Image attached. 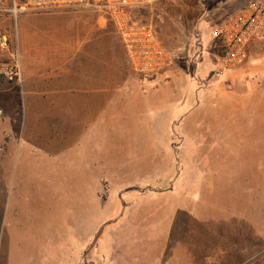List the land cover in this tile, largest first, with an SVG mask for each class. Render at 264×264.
<instances>
[{
	"label": "rangeland",
	"instance_id": "obj_1",
	"mask_svg": "<svg viewBox=\"0 0 264 264\" xmlns=\"http://www.w3.org/2000/svg\"><path fill=\"white\" fill-rule=\"evenodd\" d=\"M248 1L151 0L133 11L134 19L153 25L163 47L172 55L173 69H178L183 81H187L185 91L194 99L190 103L194 102L197 113L190 126L204 123L208 136L198 145L184 139V145L172 147V154L164 156L169 160L162 158L165 162L161 176L155 177L144 172L146 163L129 161L149 152L156 154L157 140L167 138L166 133L162 134L165 129L159 128L166 116L161 117L158 107H148L141 92L140 98L133 100L127 95L110 99L107 120L104 119L107 126L97 131L98 137L103 134L98 143L101 140L103 143L93 160L94 169L101 162L109 174L138 167L145 175L94 177L92 210H84L76 199L77 207L66 212L62 224L58 223V213L51 211L48 197L59 187L55 176L69 168L57 162V148L35 145L34 129L42 115L28 114L17 85L19 79L8 83L14 105L7 149L13 147V153L2 174L6 205H2L0 219L2 224L6 219L13 223V239L11 249L6 250L9 256L5 255L1 233L0 264H6L7 256L8 259L12 256L13 264H181L182 259L173 254L174 249L194 250L198 242L182 236L187 233V222L179 217L190 219V232L198 227L215 237H231L230 241L224 239V244L228 241L230 249L244 250V256L236 264H264V45L251 44L247 63L225 72L220 68L222 45L218 36L222 21ZM11 8L12 0H0V17H6V35L0 33V66L15 67L19 72L13 39L20 45L26 30L22 22L37 13L14 16ZM42 13L67 14V22L60 23L56 33L62 42L76 44L108 35L109 69L110 73L114 71L112 59L119 57L120 44L102 9ZM86 26L92 28L93 36ZM133 78L141 85L149 80L139 79L135 74ZM164 79L163 83L171 82L167 77ZM0 82L7 83L2 78ZM175 99L179 102L180 97ZM121 105L136 113L121 114ZM145 106L147 111L140 110ZM4 150L0 147V153ZM125 153H129L126 161H120V155ZM170 190L175 191V199L179 201L178 213L171 209L170 199L155 198ZM10 198L12 202L18 198L24 209L19 212L9 209ZM136 200L144 202L143 206H135ZM154 230L160 233L149 239ZM238 237H246V243L241 245ZM77 248H82L79 259L74 254ZM149 251L155 254L150 256Z\"/></svg>",
	"mask_w": 264,
	"mask_h": 264
},
{
	"label": "crops",
	"instance_id": "obj_2",
	"mask_svg": "<svg viewBox=\"0 0 264 264\" xmlns=\"http://www.w3.org/2000/svg\"><path fill=\"white\" fill-rule=\"evenodd\" d=\"M30 16L22 22L24 26L26 25V30L21 37L20 45L17 46L13 39L19 69L17 85L20 86L28 114L42 115L41 121H38L34 129L36 131L35 145H52L57 148V162L61 166L69 168L67 171L60 172V176H55L56 181L59 182V187L55 188L53 196L48 197L51 211L53 214L58 213L59 224H62V219L64 220L68 210H75L77 207L76 199L80 200L84 210H92L94 177L116 176L124 178L126 176L145 175L138 167L127 172L116 174L111 172L109 174L108 170L103 169L101 162H98L94 169L93 160L97 158V153H100L99 145L102 147L103 143L102 140L98 143V139L103 137V134L98 137L97 131L103 130V126H107L104 124V119L107 120L110 99H115L117 95H127L133 100L137 97L140 98V94L143 93L142 98L146 97L147 101L143 98L144 103L150 108L158 107L161 111V117L166 116L165 120H161L159 128L165 129L162 134L166 133L167 138L162 137L160 140L162 143L157 140L159 146L156 149V154L155 151H153V155L149 152L147 156L132 157L129 161L146 163L147 168L144 172L153 173V176H161L162 163L165 162L162 158L172 154V147L184 145V139L194 141L195 143L192 144L198 145L200 140L208 136L205 132L204 123L197 122L196 125L190 126V120L197 111L194 109V102L190 103V99H193L192 96L185 91L187 81H183L178 69L177 71L173 69L174 61L171 67L144 81L141 85L136 78H133L120 41L119 57L115 60L112 59L115 69L110 73V43L106 37L108 35H105L104 39L102 36L100 38L92 37L91 40L86 39L82 42H76V44L62 42L56 33L60 23L67 22V14L37 13ZM86 27L93 36L92 28ZM5 31L6 17L2 16L0 17V33L6 35ZM165 77L171 82L163 83ZM8 86V83L0 82V147L5 148L4 152L0 153V214L2 205H6V197L3 196L2 190V174L8 168L7 160L9 157L12 158L13 153V147H10V150L7 149V135L12 128L9 118L11 120L14 105L13 93ZM177 96L180 97L179 102L175 99ZM137 100L139 101V99ZM127 108L125 109V106L121 105V114L124 111L127 115L132 114V112L136 113L132 108ZM140 110L147 111V107L145 106ZM168 117L169 119H167ZM189 130H193L194 133H190ZM125 132L123 131V133ZM155 132H158L156 127ZM104 145L107 146L105 141ZM24 149L21 147V150ZM128 155L129 153L120 155V161H126ZM101 159L104 160L103 157ZM164 159L169 160V158ZM157 167L159 169L155 170ZM175 194V191L170 190L166 193H159L155 198L170 199L173 202L171 209L178 213L180 210L177 205L179 201L177 198L175 199ZM7 200L9 209L12 211L19 212L24 209L18 198L15 202H12L11 198ZM143 203L140 200L134 202L135 206H143ZM174 219L175 217L169 222ZM177 219L187 222V233L182 236L188 237V239H196L198 242L194 250L179 251L174 249L176 252L173 254L182 259L181 264H236L244 256L243 249H230L228 241L226 245L224 244V239L225 242L226 240L230 241L231 237L229 239L215 237L212 232H201L198 227L196 231L190 232V219L189 221L185 220L186 218L179 217ZM12 224L9 219H6L5 223L2 224L0 219V235L2 233L1 240L4 243L1 248L5 255H8L6 250H10L12 247ZM158 224L160 223L157 220L156 225ZM14 225L16 226V224ZM157 232L160 233L158 230ZM157 232L154 230L152 234H149V239L157 237ZM238 239L242 245L246 243L247 238L238 237ZM148 253L150 256L155 254L153 251ZM74 254L79 259V256H82V248H77ZM8 256L5 263L13 264L10 262L12 256L9 259Z\"/></svg>",
	"mask_w": 264,
	"mask_h": 264
},
{
	"label": "built area",
	"instance_id": "obj_3",
	"mask_svg": "<svg viewBox=\"0 0 264 264\" xmlns=\"http://www.w3.org/2000/svg\"><path fill=\"white\" fill-rule=\"evenodd\" d=\"M151 0H12L10 13L51 12L72 9H102L110 19L122 45L127 63L137 78L147 80L173 64L151 23L133 18V11ZM222 45L220 68L229 72L240 69L248 61V49L253 43L264 45V0H249L234 14L225 18L218 31ZM0 78L16 83L15 67L0 66Z\"/></svg>",
	"mask_w": 264,
	"mask_h": 264
}]
</instances>
